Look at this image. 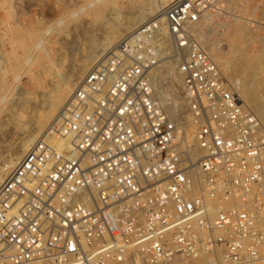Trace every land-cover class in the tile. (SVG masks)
I'll return each instance as SVG.
<instances>
[{
    "label": "built area",
    "instance_id": "1",
    "mask_svg": "<svg viewBox=\"0 0 264 264\" xmlns=\"http://www.w3.org/2000/svg\"><path fill=\"white\" fill-rule=\"evenodd\" d=\"M226 1H171L84 74L0 185V264H264V127L195 31ZM170 57L193 159L155 93Z\"/></svg>",
    "mask_w": 264,
    "mask_h": 264
},
{
    "label": "rangeland",
    "instance_id": "2",
    "mask_svg": "<svg viewBox=\"0 0 264 264\" xmlns=\"http://www.w3.org/2000/svg\"><path fill=\"white\" fill-rule=\"evenodd\" d=\"M82 3L83 0H0V167L7 154L18 148L24 139H33L30 146L38 139L40 135H35L31 124L38 113L47 110L55 91L59 87V83L66 84L69 81H74L75 86L85 74L79 77L75 75L79 71L84 58L91 55V52L95 53L96 51L98 53L95 54H101L102 52L105 54L112 49L113 43L109 47L102 44L104 43L103 37L115 22L122 19L125 9L116 12L109 6L105 9L102 20L96 21L81 16L72 19L66 25L59 26L57 24L64 15L71 14ZM119 4L121 5L122 2H119ZM226 4H228L227 6H229L234 17L232 18V15L213 17L214 21L211 25L202 27V32L207 33V36L201 38V40L206 45L210 42L218 44L221 49H226L228 44L225 38L219 34L226 30L224 27H218L217 24L224 22L235 24L240 22L241 17L249 18L252 21L246 22L243 19L244 23L248 24L249 32L261 39L257 41L249 39L250 44L246 47V52H250L252 55L260 53V60H262L264 57H262L264 55V0H249L247 4H229L226 1ZM122 8H125V6ZM39 21L41 26H38ZM21 23L28 30L37 31L33 34L32 39L27 35L25 36L27 48L25 50L24 47L20 46L23 40L18 33L20 30L19 24ZM51 28H57V31L53 33L50 30ZM47 38L52 41L46 45L51 50V61L49 59L42 60V66L33 64V62L29 63L27 56H33L34 54L28 55V52L36 44L35 40ZM13 48L17 49V55L20 57L19 62L15 61L13 56H10L13 53ZM98 48H101V53ZM39 54L42 55V53ZM94 63L90 65L89 69ZM26 68L31 69L37 75L34 81L26 75L23 76L20 82L16 81L15 73H23L27 70ZM227 73L233 78H248L252 85L250 93L254 96H260L264 92V75L260 77L261 79L258 78L259 81H262L258 83V80L256 82L252 79L253 77L250 76L248 71H241L239 65L233 64V62L227 64ZM223 76L227 79L225 75ZM255 82L258 87L255 86ZM261 83L262 87L259 85ZM4 96L7 98L2 100ZM68 97H66V100ZM165 100L170 102L171 98L166 96ZM63 101L65 102V100ZM63 101L59 105L60 108L57 107L56 110L59 111L62 108ZM246 104L252 107L250 102H246ZM55 114H57V111L54 116Z\"/></svg>",
    "mask_w": 264,
    "mask_h": 264
},
{
    "label": "bare ground",
    "instance_id": "3",
    "mask_svg": "<svg viewBox=\"0 0 264 264\" xmlns=\"http://www.w3.org/2000/svg\"><path fill=\"white\" fill-rule=\"evenodd\" d=\"M171 1L173 0H83V3L79 5V7L74 9L71 14H68L66 16L64 15L57 24L59 26H63L68 24L72 19L81 16L89 17L96 21L102 20L105 9L109 6L112 7V9H114V11L116 12L121 11V9H125L124 10L125 14L123 15L122 19L115 22V24L109 30L106 31L105 37H103L104 43L102 44H104L105 47L106 46L109 47V45L112 43L115 45L116 44L115 42H117L122 36L126 35L130 31L135 29L144 21L148 20L152 16H155ZM227 1L229 4L249 3V0H244V1L227 0ZM119 2H122L123 5L122 4L120 5ZM123 6H125V8H122ZM213 17L216 16L214 14H209L205 26L208 27L213 23L214 21ZM243 19L245 18L241 17L240 22L235 24H227L225 22L221 24H217L218 27L221 28L224 27L226 30L225 32L219 33L221 37L225 38L228 44L226 49H221L218 44L216 45L210 42L208 43V45H206V48L212 60L217 64L222 74L227 77V81L229 82L231 89L234 91V93L237 94L242 104L245 107H249V109H251L257 115V117L259 118L260 122L264 127V92L260 96H254L253 94L250 93V88L252 85L250 84V80L248 78L245 77L243 79L233 78L232 76H230V74L227 73V64L233 62V64L236 63L239 65L241 71L242 70L244 72L248 71V73H250V76L252 75L253 77L252 79H254L255 81L258 80V78H260L262 75H264V59H263L264 55L261 54L263 58L262 60H260L261 57L260 53L252 55L250 52H246V47L248 46V44H250V42L248 41L249 39L250 40L253 39V41H257L260 40L261 38L255 37L253 34L249 32L247 28L248 24L244 23ZM245 20L246 22L252 21L249 18ZM38 26H41L40 21L38 22ZM19 28L20 30L18 31V33L20 38L23 40V43L20 46L24 47L23 49L25 50L26 48L25 36L27 35L32 39L33 34L36 33L37 31L28 30V28H26V26L23 23L19 24ZM50 30L51 32L55 33L57 31V28L56 29L51 28ZM195 31L198 38L200 39L206 38L207 33L202 32L201 28ZM35 41L36 44H34V46L28 52V55L29 54H34V55L27 56V61L29 63L33 62V64H38L39 66H42L43 65L42 60L51 59V50L46 45L50 44L52 41L50 40V38L42 39V40L39 39L38 41L37 40ZM34 47L35 49H33ZM98 49H99L98 51H100L101 48ZM34 50L36 51L34 52ZM39 53H42V55ZM91 53H92L91 55H87V57L84 58V60L81 62L79 71L77 70L78 72L75 73V75H77L78 77L86 73L89 70V67L92 63L95 62L92 65L94 66L98 64L100 61H102L108 52H106L105 54L103 52L101 53V51H100L101 54H95L98 53L96 51L95 53L93 52ZM10 56H13L14 60L19 62L20 57L17 55V49H14L13 53ZM22 62L24 63L23 60ZM24 66H26V64H24ZM24 75L28 76V78L32 79L33 81L37 76L34 71H32L31 69H27L23 73H15L14 75L15 80L20 82V80L23 78ZM153 77H154L156 96L159 102L161 103V105L163 106V109L168 115V117L171 120H173L177 125L178 128L177 139L179 143V148L182 151H187L188 159H193L200 153V150L196 146V141L194 137L195 127L191 122L190 117L186 111L185 102L182 99L180 93L181 78L177 72L175 58L170 57L162 60L160 65L154 71ZM73 82L69 81L66 84L59 83V87L55 91V94L53 95V98L51 99L47 107V110L38 113V116L36 117V119H34V121L31 124L32 131L35 132V135H41L43 133L42 131L46 129L49 121L54 116V113H56V111L57 113L60 111V109L59 111L56 110L58 109L57 107H59L60 103H62V101L65 100V102L63 101L65 104L71 99L73 94L72 92L73 86H74ZM260 82L262 81H259L258 83ZM259 85H261L262 87V83ZM255 86L258 87V84L256 83ZM166 96H169L171 98L170 102H167L165 100ZM66 97H68L67 100ZM6 98L7 97L4 96L2 100H5ZM246 102H250L252 107L247 105ZM32 143H33L32 138L24 139L18 148H15L14 150L10 151L7 154L3 163L1 162L2 165L0 167V185L2 184L6 176L16 166V164H18V162L23 158L24 154L31 147L30 145ZM205 259L207 258L202 257L201 259L196 260L192 264H201L202 263L201 261Z\"/></svg>",
    "mask_w": 264,
    "mask_h": 264
}]
</instances>
